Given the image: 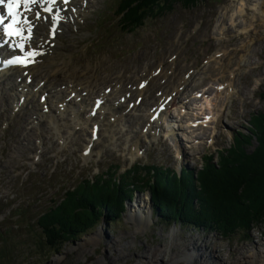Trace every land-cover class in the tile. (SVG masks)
Here are the masks:
<instances>
[{
  "label": "rangeland",
  "instance_id": "1",
  "mask_svg": "<svg viewBox=\"0 0 264 264\" xmlns=\"http://www.w3.org/2000/svg\"><path fill=\"white\" fill-rule=\"evenodd\" d=\"M172 1L163 0L164 9L155 4L151 9L141 6L136 12L140 23L128 24L120 19L121 12L127 8L126 0H90L79 4L77 15L65 22L54 36L50 35V26H45L44 21L38 24L36 31L44 37L45 50L54 51L55 62L49 66L52 68L66 62L101 78L123 70L140 73L147 67L148 71H153L157 63V68H162L164 59L161 73L165 72L166 77L160 78L156 69L154 85L150 87L148 83L145 87L149 93L154 92L151 95L154 96L160 84L168 85L166 91L160 89L158 93L165 98L176 96L181 89L180 98L172 104L177 107L171 105L167 113L174 132L182 138H176L177 143L159 128L154 134L144 126L145 121L139 124L120 121L113 142L105 128L100 131L102 138L88 158L81 154L89 140L90 129L80 130L75 140L60 149V143L45 122L40 121L30 128L27 118L30 111L41 114L37 97L32 104L16 110L14 90L5 86L0 77V264H136L145 261L151 249L166 248L167 254H171L172 247L181 251L182 244L191 250L197 237L207 242L198 249L212 252L218 258L206 260L207 264H249L253 255L264 264V201L258 197L264 195V171L256 178L244 177L252 170L253 163L243 161L245 165L239 171L241 178L228 179L226 184L209 193L212 206L205 207L202 197L196 195L198 191L203 192L198 176L206 164L216 172L220 164H231L237 151H243L236 155L238 157L261 150L262 154L255 161L264 163V150L259 147L258 139L259 131L264 129L260 119L264 113V18L256 15L252 20L251 10L247 9L241 20H237L238 25L231 26L223 24L221 19L226 11L229 13L235 0H202L192 6ZM261 1L264 7V0ZM248 24V32L242 31ZM245 42L251 51L235 50ZM183 72L189 76L182 80ZM146 79L151 80L150 75L143 78ZM203 83L209 89H205V93L198 91L195 99L191 91L201 90V87L190 88ZM184 93L188 102L193 101L194 109L187 112L188 117L195 111L194 105L207 95L211 102L224 97L218 102L222 109L217 111L213 107L216 118L204 122V113L208 110L201 102L196 112L203 114L194 117L197 124L190 126L185 122L186 115H179L180 110H176L185 99L182 98ZM141 113L148 117L149 111ZM38 140H42L44 148ZM135 149L134 157L130 153ZM151 166L157 173L172 171L176 180L183 178L189 188L195 186V194H189L186 199L183 196L184 207L167 208L164 199L156 205V194L146 189L147 182L135 180L146 176ZM139 171L142 175L137 173ZM123 175L133 177L134 184L124 186L123 190L130 195L114 201L117 207H123L121 213L116 215L109 204L95 207L98 201L106 203L103 200L113 197L108 194L109 188L100 190L95 186L99 188L97 192L87 190L85 195L94 217L98 214L96 227L77 238L70 234L81 226L80 222L65 219L64 223L70 226L68 230L73 232L61 233L63 244L49 253L37 248L41 235L30 221L47 216L49 210L64 202L65 195L76 187L122 183ZM202 194L207 196L206 191ZM143 196L149 197L150 220L139 223L137 217L130 216V211ZM93 197L100 200L94 202ZM236 213L244 214L246 220L252 216L255 219L244 225L231 223L225 227L223 218L231 219ZM115 215L119 219L111 222ZM192 218H196L195 221Z\"/></svg>",
  "mask_w": 264,
  "mask_h": 264
},
{
  "label": "bare ground",
  "instance_id": "2",
  "mask_svg": "<svg viewBox=\"0 0 264 264\" xmlns=\"http://www.w3.org/2000/svg\"><path fill=\"white\" fill-rule=\"evenodd\" d=\"M87 1L90 2V0H70V2L67 5H59L62 7V15L66 17V19L61 20L58 25V29H62V25H64L65 20L73 19V15H77L79 11V4L87 3ZM236 2L230 6V9L228 10L229 13L226 11V14H224V18L222 23L229 24L231 26H237L238 21L241 20L240 17L244 15L247 11V9L251 10V19L253 20L256 15H259L260 17L264 18V7L262 5L261 0H235ZM39 7V6H37ZM70 9H75L74 13L72 14L70 12ZM252 14L254 16H252ZM29 18L34 19V14L29 12L27 13ZM47 13H42V16H46ZM236 17H238L236 19ZM44 19H40L39 21H43ZM36 21V26L33 29V35L34 33L37 35H34L32 40L30 41L29 45L30 49H33L35 51L39 52V55L36 59V62L34 65H29L27 67H17L12 66L7 69H3L0 71V77H3V83L4 85H9L11 90L13 88H16L14 90L17 91V87L20 85V83L16 84L14 83L16 78H33L36 84L39 81H43L44 85L42 87V90H48L49 95L47 97L46 103L49 104V114L51 115V133L54 135V138L56 137L57 140L62 141V147L66 146L72 139H76L78 133L80 130L87 131L90 129L92 132L97 131L98 132V138L96 140L91 139V133L89 135V140L87 143H90L87 148H91L102 138V135L100 134L101 128H105L106 134L109 136V139L111 142L114 140V136L118 129V122H136L139 124V122L145 121V125L148 129L153 131L154 134H157L158 128L160 131H162L161 123H165V134L172 136L171 138L175 139L174 143H177L176 138L178 140H182L181 137L178 136V133L174 132L173 125L170 124V120L167 122V113L168 108L174 104L177 103L179 93L175 96L173 95H167L170 96V100L166 101V98L160 94H158L161 90L164 89L165 91L168 89V85L166 84H160L156 88V95H153L154 92H148L146 87L149 83L150 87H152L154 84L152 81L157 80V78L154 76L156 69L158 70V76L160 78H165L163 74L165 72H162V69H164V64L162 59L161 66L162 68H157V66L154 68L153 71H148L147 67L143 70H140L139 72H134L131 70H123V72H114L106 74L103 77H98L93 72L90 71H81L77 68L71 67L68 63H63L62 66L58 65L56 68L49 67L53 62H55V56L53 55V52L50 49L45 51L44 46L42 43L44 42V37L39 35L40 33H37V26L38 22ZM219 21V20H218ZM45 26L51 27L50 20L43 22ZM253 23V22H251ZM218 25V24H217ZM222 27V26H221ZM219 26V28H221ZM250 29V24L247 26L242 27V31L248 32ZM39 40L37 41V39ZM46 40V39H45ZM42 41V43H41ZM242 46V47H241ZM246 50V52L251 51L252 48L247 44L246 42L242 45H238L235 50ZM3 48H0V54L1 50ZM52 53V54H51ZM250 54V53H249ZM174 58V57H173ZM243 56L240 58V61H242ZM246 60V59H245ZM46 64V67H43V65ZM251 63V62H250ZM237 65H240V63L237 62ZM138 71V70H137ZM150 75L151 80H143V78H148ZM182 78L185 79L189 76V73H182ZM179 77V76H178ZM177 77V78H178ZM138 78V79H137ZM62 79H67L62 80ZM133 80V81H132ZM136 80V81H135ZM59 81V82H58ZM144 83V87L142 89L138 88V85L140 83ZM108 84L103 86V84ZM152 83V84H151ZM160 83V82H158ZM192 83V80H191ZM196 83V82H193ZM35 84V83H34ZM132 84V85H131ZM101 85V86H100ZM135 85L136 87H133ZM194 86V85H193ZM191 86L190 89H196L198 87H201V90L197 91H191V93H194L193 96H196L195 99L198 97L197 93L198 91H201L203 93L207 92L209 88L206 87V83L202 84H195V87ZM221 86V85H219ZM218 86V92L219 91ZM110 89L109 92H107ZM223 89V87H220ZM40 89V88H39ZM207 89V90H205ZM217 90V89H216ZM24 92V90H23ZM32 91H29L30 93ZM233 93L236 92V90L232 91ZM71 93H73L71 96ZM175 94L177 91L174 92ZM202 93V94H203ZM231 89L227 91V96L230 97ZM186 97V93H184ZM183 94V95H184ZM201 94V95H202ZM34 95H31L30 101ZM69 96L68 101L65 100V98ZM166 96V97H167ZM209 96H203V99L199 101L198 104L194 105L195 111L192 115L189 117L187 116V112H192L190 110L194 109L192 106V102H188V99H184L181 101V105L179 108H176V110L179 111V115H186L185 116V122H188L190 126H195L197 123L194 122V117L198 118V116L202 115L201 112L197 113L196 109L201 106V102L205 103L204 108H207V112L204 114L205 121L208 122L209 120H214L216 118V115L213 116L212 108L220 110L222 108L218 107L219 99L223 98L222 96H219L217 101L211 102ZM39 98V96H38ZM95 98L98 100H103L101 106L99 107V111H96V115L91 114V110L95 101ZM226 98V96H225ZM204 100V102H203ZM66 101V102H64ZM93 103H92V102ZM222 102V101H221ZM59 103V107H58ZM38 104V100H37ZM64 104V105H63ZM148 104H152L150 107H147ZM155 104V105H154ZM188 104V105H186ZM160 105H164L163 109L160 112L158 111V107ZM215 105V106H214ZM223 105V102H222ZM155 106V107H152ZM176 106V105H172ZM184 106V109H183ZM177 107V106H176ZM183 109V110H181ZM189 109V110H188ZM142 110L149 111L148 117H145L144 114L141 113ZM152 110V112H150ZM132 111V112H131ZM137 111H139L137 113ZM145 113V112H144ZM175 113V112H174ZM147 114V113H146ZM33 113L31 112V115H28L29 117H32ZM43 116V114H41ZM189 118V120H186ZM177 120H175L176 122ZM99 125V130H98ZM153 126V127H152ZM53 128V129H52ZM155 136V135H154ZM153 136V137H154ZM55 140V139H54ZM53 141V140H52ZM176 145V144H175ZM177 146V145H176ZM92 147V149H93ZM135 147H133L134 149ZM92 149L88 153V155H83L85 158H88L91 153ZM131 156L137 155V150H132L130 153ZM161 175V174H160ZM150 210H149V197L143 196V198L139 199V201H136L135 208L133 211H130V216L137 217V221L140 223H143L144 220H150ZM207 242L205 240H202L200 238H195L194 245H193V251H191L186 245H182L181 251H175L170 249L171 254H167V249H151L150 253L145 256V261L138 262L136 264H207L206 260H214V253L210 252H204L200 251L198 247L205 246ZM197 246V248H196ZM252 255V254H251ZM213 259H211L210 257ZM167 257V258H165ZM121 259V258H120ZM218 260V258H217ZM183 262V263H182ZM236 262V261H235ZM263 261L259 258H256L255 255H253L252 260L249 264H260ZM214 264V263H210Z\"/></svg>",
  "mask_w": 264,
  "mask_h": 264
},
{
  "label": "trees",
  "instance_id": "3",
  "mask_svg": "<svg viewBox=\"0 0 264 264\" xmlns=\"http://www.w3.org/2000/svg\"><path fill=\"white\" fill-rule=\"evenodd\" d=\"M172 1V0H170ZM202 0H173L172 3L176 2L179 5H185V6H192L197 4L198 2H201ZM127 2V10H123L121 12L122 16H121V20H126L128 24L133 23L132 21H138L139 20V14L136 15V12L138 10V8H140L141 6H144L145 8L151 9V8H155V5H159V7H161V9H164V4H163V0H126ZM165 3V2H164ZM140 22L138 21V24ZM260 119L262 120V124L264 127V113L261 114ZM259 135H258V139H259V143H260V148H262L264 150V129H261L259 131ZM262 151V150H261ZM261 151H254L252 152V154L247 155V153L240 155V156H236L238 154H242V153H237L235 152L234 154V161L231 164H228L227 162H225L224 164H220L218 170L216 172H214L212 169H210V165L206 164L205 167L203 166V170L201 171L200 175L198 176V180L199 183L201 184V186H203V192L206 191L207 196H204L201 191H198L196 193V191L194 190L195 186L190 185L191 187L189 188L187 184H184L183 182V178H180V180H176V176H174L173 172L171 171V173L167 172H156L154 170V168L151 166L148 170H147V175H143V176H138L136 177L135 180L137 179H143L142 181L145 183L147 182V190H150L153 194H156L155 199H156V205H158L157 202H160L161 199L166 200V207L170 208L171 206L173 207L175 205V207H184V199L188 198L189 194H195L196 195H200L202 197L203 200V204L205 207H207V205L210 207L212 206L211 203H209L211 201V199H209V193L211 194V192L214 191V189H219L221 186H223L224 184H226L230 179H239L242 177L241 173L239 172L242 168L243 165H245V163L247 162V164H249L251 161V163H253V167L252 170L247 172L246 175H244V177H249V178H256L259 175L261 176L262 172L264 171V163L260 160L259 162L255 161L258 156H260L259 154H262ZM241 161H240V159ZM262 158H264V156H262ZM223 161H225L226 159H222ZM251 160V161H250ZM264 160V159H263ZM245 161V163L243 162ZM255 161V162H254ZM237 164V166H233V165ZM246 164V166H247ZM222 165V166H221ZM229 165H232L231 167H228ZM151 169V170H150ZM260 169V171H259ZM262 171V172H261ZM261 172V174L259 173ZM138 174L142 175V172L139 171L137 172ZM134 174V171H133ZM161 174V175H160ZM206 174V175H204ZM122 176H119V178ZM123 181L122 183L119 182H115V183H109V184H93L91 183L90 186L86 187L84 184L76 187V189L71 190L70 192H68L65 197H64V202H62L58 207L54 208V209H50L49 212L46 214L47 216H43L41 219H35L33 222L30 221V224L32 223V225L39 230V233L41 235L40 240L38 241V245L37 248L39 250H43V252L49 253L52 250H54L57 246L62 245L63 241H64V236L61 235L62 232L67 233L68 235L70 233H72L73 231L68 230V228H70V226H68V224L64 223L65 219H72L77 222H80L81 226L79 228H77L72 234V236L74 237H80L82 234L91 231L92 228L96 227V223L99 221V218H97V216L94 217V213H93V209H90V205L88 202V199H86L85 192H87V190L89 191V193H91L92 191L97 192L95 190H100L104 189V188H109L107 190H109L108 194L112 195V198H106L105 201L106 203L101 201H98L97 199L100 200V197H93L92 201L96 202L95 207L100 208V207H104L107 206L106 204H109L110 207H112L115 211H116V215H118V213L122 212V206L121 207H117L116 204H114V201H119L120 199H124V197H126V195H130V193H127L126 190H123L125 187V185H130L131 183L134 184V178L133 177H126L125 175H123L122 177ZM264 178V176H263ZM229 179V180H228ZM187 180V179H186ZM85 184L89 185L88 182H85ZM109 185V186H107ZM221 185V186H220ZM99 188H96V187ZM105 186V187H104ZM125 186V187H124ZM209 186V187H208ZM133 187V186H132ZM137 187V186H134ZM219 187V188H218ZM135 189V188H134ZM206 189V190H204ZM140 191L142 189H139ZM94 192L92 193V195L94 194ZM102 193V192H101ZM106 194V195H108ZM209 196V197H208ZM261 196V197H260ZM259 197V199L261 201H264V195L261 194ZM186 197V198H185ZM198 198V197H196ZM113 201H112V200ZM259 200V201H260ZM63 201V200H62ZM182 201V202H181ZM208 201V202H207ZM187 202V201H186ZM104 204V205H103ZM122 205V204H121ZM108 207V206H107ZM111 208V209H112ZM109 209V208H108ZM204 209V208H203ZM221 209V208H220ZM101 211V209H98ZM206 210V209H204ZM222 210V209H221ZM99 211V212H100ZM188 212V210H187ZM92 214L91 217H89ZM182 215L184 214L183 211L181 213ZM198 214V213H197ZM114 216L113 219H111V222H116L117 219H119V216ZM190 215H192L190 213ZM59 216V217H58ZM192 217V216H190ZM233 218L230 219L227 217H224L222 221L223 224L225 225V227L227 226H231V223L234 224H239V225H244L245 223H250L249 220L254 221V217H250L249 220L245 219V215L242 213L239 214H235L232 215ZM222 218V217H221ZM87 219H89L87 221ZM167 220H169L170 218H166ZM196 218H192V221H195ZM92 222H91V221ZM251 221V222H252ZM91 222V223H90ZM254 224V222H253ZM62 230V231H61ZM71 231V232H68ZM66 238V237H65Z\"/></svg>",
  "mask_w": 264,
  "mask_h": 264
},
{
  "label": "snow or ice",
  "instance_id": "4",
  "mask_svg": "<svg viewBox=\"0 0 264 264\" xmlns=\"http://www.w3.org/2000/svg\"><path fill=\"white\" fill-rule=\"evenodd\" d=\"M68 3L69 0H0V5L6 9V12L0 9V47L7 45L13 50H19L22 54L13 55L6 61L0 60V63L21 66L33 63V57L39 53L35 50L26 51L25 46L33 38L35 22L40 19L50 20V35L54 36L59 30L57 27L59 22L66 19L61 14L62 7L59 5H67ZM29 12L34 14V19L29 18L27 15ZM42 13H47V15L42 16ZM143 86L141 84V87ZM85 154L87 155V151Z\"/></svg>",
  "mask_w": 264,
  "mask_h": 264
}]
</instances>
